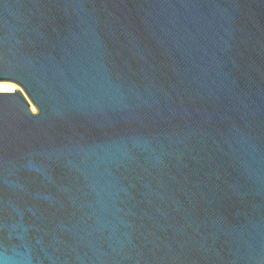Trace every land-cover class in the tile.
I'll use <instances>...</instances> for the list:
<instances>
[{
    "label": "water",
    "instance_id": "1",
    "mask_svg": "<svg viewBox=\"0 0 264 264\" xmlns=\"http://www.w3.org/2000/svg\"><path fill=\"white\" fill-rule=\"evenodd\" d=\"M0 82V264H264V0H0Z\"/></svg>",
    "mask_w": 264,
    "mask_h": 264
},
{
    "label": "bare ground",
    "instance_id": "2",
    "mask_svg": "<svg viewBox=\"0 0 264 264\" xmlns=\"http://www.w3.org/2000/svg\"><path fill=\"white\" fill-rule=\"evenodd\" d=\"M15 90L16 91L20 90V88L12 83L0 82V93H12L15 92ZM30 105H31V111L33 113H36L37 112L36 107L32 103H30Z\"/></svg>",
    "mask_w": 264,
    "mask_h": 264
}]
</instances>
